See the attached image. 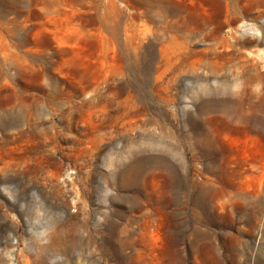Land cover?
<instances>
[{"label": "rangeland", "instance_id": "374dc122", "mask_svg": "<svg viewBox=\"0 0 264 264\" xmlns=\"http://www.w3.org/2000/svg\"><path fill=\"white\" fill-rule=\"evenodd\" d=\"M222 5L0 0V264H264V75L169 43Z\"/></svg>", "mask_w": 264, "mask_h": 264}, {"label": "bare ground", "instance_id": "6f19581e", "mask_svg": "<svg viewBox=\"0 0 264 264\" xmlns=\"http://www.w3.org/2000/svg\"><path fill=\"white\" fill-rule=\"evenodd\" d=\"M221 3L223 4L221 14L213 25L201 26L195 21L186 22L185 33L182 36L185 39L179 41L178 36H170L169 43L177 42L182 45L187 55L201 54L206 57L212 69L217 67L215 65L220 59L235 58L242 67H249L255 71L254 78L263 76L264 65L259 69L258 64L264 59L260 49L264 39V29L256 22L251 24L246 22V16L252 15V12L249 8H244V5H240L239 0H221ZM157 25L161 27L159 22ZM197 42L201 46L199 49H194L193 46ZM160 50H163L162 44ZM155 71L163 72L157 67ZM104 81L105 76L102 78V82ZM145 147L154 150V144ZM43 250L42 262L55 254V249L44 247ZM25 264H28L27 260Z\"/></svg>", "mask_w": 264, "mask_h": 264}]
</instances>
